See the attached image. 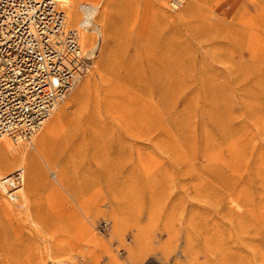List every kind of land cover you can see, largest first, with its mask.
<instances>
[{
	"label": "rangeland",
	"instance_id": "rangeland-1",
	"mask_svg": "<svg viewBox=\"0 0 264 264\" xmlns=\"http://www.w3.org/2000/svg\"><path fill=\"white\" fill-rule=\"evenodd\" d=\"M57 1L81 33L98 6L97 47L32 142L0 138L26 174L0 264H264V0Z\"/></svg>",
	"mask_w": 264,
	"mask_h": 264
},
{
	"label": "built area",
	"instance_id": "built-area-1",
	"mask_svg": "<svg viewBox=\"0 0 264 264\" xmlns=\"http://www.w3.org/2000/svg\"><path fill=\"white\" fill-rule=\"evenodd\" d=\"M92 62L57 0H0V136L31 140ZM9 178L12 199L23 179Z\"/></svg>",
	"mask_w": 264,
	"mask_h": 264
},
{
	"label": "bare ground",
	"instance_id": "bare-ground-1",
	"mask_svg": "<svg viewBox=\"0 0 264 264\" xmlns=\"http://www.w3.org/2000/svg\"><path fill=\"white\" fill-rule=\"evenodd\" d=\"M84 8H85L87 11H89L90 14H91L90 17H89V20H88V25H87V27H86V31H83V32L81 33V32L79 31V29H77V28H75V27H72V26L70 25V23H69V17H68V14H67L66 11L64 10L65 13H66V27L77 31V33H78V35H79L80 44H81L83 50L86 51L87 55L91 56V55L95 52V48L97 47V44H96V46L93 45V46H91L88 50H86V49H85V46H84V41H83V40H85V42H86L87 44L92 43V39H91V37H90V35L88 34L87 31L90 30V29H92V30H97V31H98V29H99V26L96 24V21H95V20H96L97 13H98V6H94V8H95V9H94V8L92 7L91 4H85V5H84ZM95 10H96V11H95ZM84 11H85V10H84ZM69 15H70V17H71L74 21H76V22H79V21H81V19H82V13H81L80 11H76V10L73 9V8H71ZM98 33H100V32H98ZM83 38H84V39H83ZM73 88H74V87H73ZM58 106H59V105H58ZM58 106L55 107V109L53 110L52 114L48 117V119L54 114V112L56 111V109L58 108ZM48 119H47V120H48ZM47 120H46V121H47ZM46 121H45V122H46ZM45 122H44V124H45ZM43 126H44V125H43ZM43 126H42V127H43ZM41 129H42V128H41ZM41 129H40V130H41ZM40 130H38V131L33 135V137L31 138V140H29V141H27V140H18V141H14L11 137H9V136H7V135H2V136H0V138H2V137H8V138H10V139H11L13 142H15V143H18V142H21V143H30V142H32V140L34 139V137L36 136V134H37ZM11 145H12V144H11L9 141H5V142H3V144L1 145V147H3V148H9ZM26 160H27V158H26V154H25V156L23 157V161L25 162ZM15 170L20 172V174H21V176H22V179H23V184H21V186L18 187V189L16 190V194H15V195H13L14 193L11 194L13 198H12V199H9L8 195H6L7 192L9 193V190L7 189L6 182L11 181V178H9V175H10L12 172H15ZM15 170L11 171L10 173H8V174H6V175H3V177H1V179H0V189L2 190L3 194L5 195V197H6L9 201H11V202H17V201L19 200V193H20L21 189L24 187V185H25V181H26V174H25V170H24V168H17V169H15Z\"/></svg>",
	"mask_w": 264,
	"mask_h": 264
}]
</instances>
